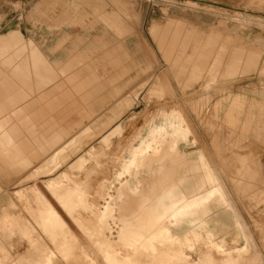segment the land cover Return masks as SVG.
<instances>
[{
    "label": "rangeland",
    "instance_id": "rangeland-1",
    "mask_svg": "<svg viewBox=\"0 0 264 264\" xmlns=\"http://www.w3.org/2000/svg\"><path fill=\"white\" fill-rule=\"evenodd\" d=\"M3 5L47 20L59 9L63 25L73 16L68 25L91 32L105 27L109 43L93 37L73 46L100 82L109 81L103 92L110 94L105 108L88 118L63 94H36L31 107H61L58 123L38 127L14 114L7 120L18 124H1L7 130L0 133V264H264V0H0ZM151 26L165 34H151ZM18 46L28 49L25 61L32 64L37 46ZM41 55L37 65L50 73L73 69L53 70ZM2 65L0 97L7 99L0 107L18 106L32 97L19 79L30 72ZM235 98L238 107H232ZM172 118L186 131L179 150H198L190 169L197 177L178 188L185 197L206 185L204 178L215 179L224 198L210 217V232L223 238L225 248L207 236L209 230L182 226L168 235L164 227L150 226L154 214L140 216L136 203L122 217L114 210L104 218L95 214L134 173L131 160L152 151L156 128ZM103 120L112 121L104 132L108 141L79 135L87 126L99 131ZM33 126L34 134L27 130ZM26 142L46 144L48 151ZM57 175L62 186L50 197L44 183ZM68 189L77 194L67 203ZM101 226L103 237L114 241L109 249L98 247Z\"/></svg>",
    "mask_w": 264,
    "mask_h": 264
},
{
    "label": "crops",
    "instance_id": "crops-1",
    "mask_svg": "<svg viewBox=\"0 0 264 264\" xmlns=\"http://www.w3.org/2000/svg\"><path fill=\"white\" fill-rule=\"evenodd\" d=\"M3 6L4 8H2ZM3 6H0V13H5L3 18H0V58H3L1 59L0 62L1 64H3L2 65L3 67L6 68L11 67L13 72L21 71V70H24L25 72L29 70L30 74L28 77L21 76L20 78L19 77L18 78L20 79V81L25 82L27 85L26 87L27 90L24 91L25 92L30 91L33 92V94L31 98H27L26 101L22 102L18 106L6 107L2 105V107H0V133H5L7 130L6 127L2 126L1 124H12V123L18 124L17 120L14 118H12L11 121L7 120V117H12L14 114L16 115L22 114L23 120L30 119L31 123L37 125L38 127L40 125L44 126L47 123H58L56 121V117L58 116L57 114L61 109L60 107L61 105L60 106L57 105L58 107H60L59 109H56V107L54 106L50 107L49 103L46 104L48 108L40 104L31 107L29 101L34 100L33 97H35L34 95L36 94L37 95L38 94L40 95L42 93L63 94V96H65L66 98L68 97L70 98V100H72V103L76 105V110H79V114L83 118L91 117L95 115L100 109L105 108L107 102L109 101L110 93L109 92L104 93L103 88L105 86V83L109 84V81L107 82V80L106 81L103 80L102 82H100V79L95 75L94 71L89 68V65H84L82 63V61H84L83 57H85V55H78V52L75 53L76 47L74 46L79 42H84L85 40H89V38H93V37H95L94 40L101 39V41L104 40L109 43V39H110L109 31L105 27L104 29L97 27L95 28V32H91V30L88 31V29L81 28V26L79 25H75V24L68 25L67 22H71V20H73L72 18L73 16L66 18V24L63 25L62 15L60 14L61 10L59 9L55 10L54 16H52L49 20H47L48 18H43L34 15L35 13L31 9L28 10L23 9L19 15L18 14L19 12L11 8L10 5H3ZM22 6H24L23 1H22ZM160 29H161L160 27L151 26L150 27L151 34L153 35L157 34L160 31ZM160 33L165 34L164 31H160ZM173 40L176 42L178 38H174ZM21 42L22 44H34L37 46L39 51L37 49L31 50L33 55L32 64L29 63V65H27L28 63L25 61V59L27 60L29 59V51L28 49L23 50V46H18ZM207 42H209V40H207ZM11 50L13 53L11 52ZM19 51H23L22 58H20ZM40 55L43 56L45 60H47L45 61L47 66H49V68L53 70H55V68L56 69L61 68L64 69L65 71L70 70L72 68L73 69L71 72L68 71L65 74L59 73L55 75L52 72L50 73L46 70V65L39 63L37 65V61L39 60ZM74 56L76 57L73 60L72 58ZM71 59L73 60L72 62L69 61ZM54 63H56V65ZM79 66H83V68L78 69L77 67ZM44 69L46 71H44ZM91 72L94 73V75H92ZM6 78L9 79V76H6ZM18 78L16 79L14 78L13 82L15 80H18ZM29 85L32 88L29 89ZM9 91L10 89H8V92ZM65 93H69V94H65ZM59 97L61 98V96ZM6 99L7 98L4 96L0 97V106L5 102ZM37 99L39 100L40 98L38 97ZM239 102L240 99L238 98L233 99L231 101L232 107L240 106ZM50 108L51 111L49 110ZM34 114H38V115L34 116ZM111 122L112 121L105 123V120L101 121L102 124L105 123L104 126L99 128L100 129L99 131L102 130L101 134H98L99 131L94 132L92 130L93 129L92 127L87 126L80 130L79 135L87 132V134L93 133L94 138L95 137L98 138V136H101L103 137V139H105V137L108 134H105L104 132L108 130ZM150 128H151L150 125H148L146 132L149 131L151 132L153 130L152 128L151 129ZM156 129L157 130L154 132H156L158 136L156 137L157 139L153 141L152 151L137 154L136 156H142V157H140L139 159L131 160V162L133 161L134 164L133 166L134 170H132L131 172L134 173L129 177L127 176L125 179V184L124 185L122 184L120 186L124 191V195L122 194V197L118 202L119 205L122 207L121 217L123 216L124 213L130 212L132 205L136 203L140 216L149 215L150 213L152 214V212L155 215H157L159 212L161 220L166 221L165 226L167 227L168 235L172 228L174 227L181 228L184 225L187 226L188 228L189 226L190 227L192 226L191 228L193 230L194 228L203 229L205 231L209 230V232L206 233L207 236L216 237L215 234L210 232V228H211L210 217L211 215L214 214L213 211L215 209L221 207L220 203L221 200L224 198V195L219 193L218 186L215 185V181H214L215 179L212 177H208V178H204L207 184L201 186L200 188L201 191L189 189L190 190V191L188 190L189 193L185 195V197H183V192L179 190L178 185L180 186L182 183H185L190 177L192 178L197 177L195 176L196 174L195 175L190 174V169H192V167L198 161L197 158H195L198 155L197 154L198 150H190V151L182 150L181 153V150H179L178 148V151L181 153L179 158L174 159L175 155L172 154L169 155L166 154L163 156V154L159 152L156 143L160 139H164L166 141L172 140L180 143L186 142V136H185L186 131L180 126L179 122H177L175 118L163 121ZM174 129L176 130L174 131ZM27 130L30 133L34 134L37 132L38 128L33 126L28 128ZM45 133L46 132L44 131V129L38 131V134H45ZM23 135L27 136L28 133L23 132ZM32 139L34 140L35 138L32 137ZM9 145H15L18 147V145H16V143L13 142H10ZM26 146H28L29 148H34V147L36 149L39 148L43 150L44 153L48 151L46 144L42 145L39 142H34L33 145L28 144L26 142ZM61 146L56 148L53 151V154L56 150L61 148ZM168 156L170 161L168 160ZM50 158L51 157H47L46 160L41 164V166L38 167V169H36L35 171H38L45 164H47ZM172 159L177 161H174L172 163ZM161 165H163V167H160ZM149 167L151 168L149 169ZM168 167L170 168L169 170ZM137 173H138V177L136 176ZM131 179L133 180V183L132 181H129ZM175 186L177 191H174L173 189V187L175 188ZM170 188H172L173 190H171ZM169 191L172 192L170 193ZM126 196H128L127 198H130L127 201L125 200ZM160 197H163L164 199ZM186 198L189 199L186 200ZM125 202L128 203V207L123 206ZM164 203H166L165 206H163ZM192 209L193 211H191ZM207 211L209 212L208 214ZM179 214L181 215V217ZM153 220H154V216L152 217V222ZM152 222H150V224ZM239 230L243 236L244 231H241L240 228ZM143 235L144 234H140V236ZM171 235L173 237L176 236L174 234Z\"/></svg>",
    "mask_w": 264,
    "mask_h": 264
},
{
    "label": "bare ground",
    "instance_id": "bare-ground-1",
    "mask_svg": "<svg viewBox=\"0 0 264 264\" xmlns=\"http://www.w3.org/2000/svg\"><path fill=\"white\" fill-rule=\"evenodd\" d=\"M164 124V123H163ZM178 126V125H177ZM117 129V128H116ZM151 129V128H150ZM176 129H174V131H175ZM110 139V137L109 136H107L104 140H103V142H105V141H108ZM179 143L180 142H177V141H172V140H169V141H166V140H164V139H160L157 143H156V145H157V147H158V149H159V152H161V154H163V156L164 155H166V154H172V155H175V157H174V159H176V158H179L180 157V154L182 153H180L179 151H178V145H179ZM170 151V152H169ZM162 156V155H161ZM183 156V155H182ZM162 159V158H161ZM160 159V160H161ZM164 159H166V158H164ZM163 159V160H164ZM182 159V158H181ZM145 160V159H144ZM162 160V161H163ZM168 160H169V156H168ZM159 161V160H158ZM170 161V160H169ZM174 161H177V160H173L172 159V163L174 162ZM179 161V160H178ZM160 162V161H159ZM168 162V161H167ZM79 161L78 160H76V161H74L73 163H72V170L77 166H79ZM154 164H156V163H154ZM180 164V163H179ZM153 165V164H152ZM151 165V166H152ZM165 165V164H164ZM159 166V165H158ZM168 166V165H167ZM172 166V165H171ZM178 166V165H177ZM153 167V166H152ZM157 167V166H156ZM160 167H163V165H161ZM187 167V166H186ZM151 167H149V169H150ZM158 169H159V167H158ZM170 168L168 167V170H169ZM178 169V168H177ZM130 170H134V167H131L130 168ZM165 170V169H164ZM172 170V169H171ZM146 171V170H145ZM147 171H148V169H147ZM154 171V170H153ZM156 171H157V169H156ZM184 171V170H183ZM172 172V171H171ZM179 172V171H178ZM159 173V172H158ZM175 173V172H174ZM179 174V173H178ZM184 174V173H183ZM180 175V174H179ZM189 175V174H188ZM195 175V174H194ZM136 176L138 177V173L136 174ZM148 176V175H147ZM181 176V175H180ZM187 176V175H186ZM190 176V175H189ZM184 177H185V175H184ZM63 178V177H62ZM141 178V177H140ZM136 179V178H135ZM187 179V178H186ZM60 176L59 175H57L56 177H53V178H51V179H48V180H46L45 181V183H44V188H45V190L47 191V193L49 194V196L51 197V196H53L55 193H56V190L58 189V188H60L61 186H62V184H60ZM209 180V179H208ZM134 182H135V180H134ZM138 182V181H137ZM210 183V182H209ZM43 186V185H42ZM78 186V185H77ZM136 186H137V184H136ZM139 186V185H138ZM116 187V186H115ZM167 187V186H166ZM178 187H179V185H178ZM42 188V187H41ZM125 188H127V187H125ZM135 188V187H134ZM171 190H173L174 189V187H173V189L172 188H170ZM126 191V190H125ZM163 191V190H162ZM182 191V190H181ZM201 191V190H200ZM199 191V192H200ZM209 191V190H208ZM128 192V191H127ZM170 193L172 192V191H169ZM169 192H167V193H169ZM34 193H40V194H42L37 188L35 189V191H34ZM46 193V192H45ZM129 193V192H128ZM133 193H135V192H133ZM133 193H131V194H133ZM75 194H77V191L75 190V189H68L67 191H66V193L64 194L65 195V202H69L70 201V199L73 197V195H75ZM122 194L124 195V191L122 190V188L121 187H117V188H115V193L113 194V195H111L110 196V198L106 201V203L104 204V209H101V210H97L96 211V213L95 214H99V213H101L102 214V216H101V218H104L105 216H107L108 214H110V211L111 210H114L115 212H117L118 214H120L121 215V212H122V207L119 205V201H120V199H121V197H122ZM166 194V193H165ZM39 195V194H38ZM43 195V194H42ZM104 195V193L103 194H101V196H103ZM133 195H135V194H133ZM41 196V195H40ZM164 196V195H163ZM170 196V195H169ZM126 197H128V196H126ZM173 197H175V196H173ZM198 197V196H197ZM213 197H215V196H213ZM160 198H163V197H160ZM158 199V198H157ZM164 199V198H163ZM175 199H177V198H175ZM187 199H189V198H186V200ZM218 199V198H217ZM222 199V198H221ZM172 200H173V198H172ZM123 201V200H122ZM156 202V201H155ZM165 202V201H164ZM175 203V202H174ZM182 204V203H181ZM163 205V204H162ZM166 205V203H164V205L163 206H165ZM169 205V204H168ZM205 205V204H204ZM154 206V205H153ZM203 206V205H202ZM214 206V205H213ZM186 207V206H185ZM195 207V206H194ZM153 208V207H152ZM172 208V207H171ZM170 208V209H171ZM198 208V207H197ZM166 209V208H165ZM194 209V208H193ZM193 209L191 210V211H193ZM167 210H168V208H167ZM208 210V209H207ZM153 211V210H152ZM156 211H158V210H156ZM206 211V210H205ZM164 212V211H163ZM171 212V211H170ZM190 212V211H189ZM167 213V212H166ZM209 212L207 211V214H208ZM152 214H154L153 212H152ZM157 214V213H156ZM163 214V213H162ZM169 214V213H168ZM199 214H201V213H199ZM94 215V214H93ZM167 215V214H166ZM180 215V214H179ZM211 215V214H210ZM112 216V215H111ZM184 216V215H183ZM207 216V215H206ZM180 217H181V215H180ZM210 217V216H209ZM178 218H179V216H178ZM187 218V217H186ZM196 218V217H195ZM194 218V219H195ZM208 218V217H207ZM170 220V219H169ZM191 220V219H190ZM196 220V219H195ZM183 221H185V220H183ZM193 222V221H192ZM178 223V222H177ZM180 223V222H179ZM138 224V223H137ZM165 224H166V221H164V220H161V218H160V215H159V212H158V214L157 215H155L154 214V220H153V222L150 224V226H152V227H159V226H162V227H164V229H165V231H166V234H168V232H167V227L165 226ZM182 224V223H181ZM195 224V223H194ZM203 224V223H202ZM177 225V224H176ZM175 225V226H176ZM190 225V224H189ZM196 225V224H195ZM184 226V225H183ZM194 226V225H193ZM203 226V225H202ZM190 227V226H189ZM199 227V226H198ZM125 228V227H124ZM125 230H127V229H125ZM125 232H128V231H125ZM97 234H98V236L100 237V242H99V244H98V247L100 248V250H105V249H109V248H111L112 247V245H113V243H114V241H109V240H106L103 236H104V233H103V227L101 226L99 229H97ZM129 234V233H128ZM128 234H126V233H124V236L126 237V235H128ZM149 237V236H148ZM148 237H145V238H143V239H141V240H139V243L138 244H140V243H143V242H146V240L148 239ZM216 239V241H217V247L218 248H225V241L223 240V238L222 239H220V238H215ZM218 239H220V240H218ZM132 242H131V245L130 246H135V241H137V240H135V239H132L131 240ZM123 243L126 245V244H128L124 239H123ZM137 244V243H136ZM131 250V249H130ZM107 260V259H106ZM109 264H114V261L112 260V261H110V262H108ZM119 264V263H118Z\"/></svg>",
    "mask_w": 264,
    "mask_h": 264
}]
</instances>
